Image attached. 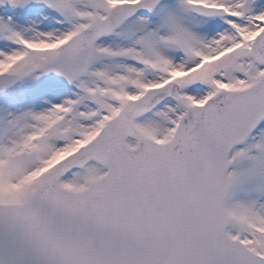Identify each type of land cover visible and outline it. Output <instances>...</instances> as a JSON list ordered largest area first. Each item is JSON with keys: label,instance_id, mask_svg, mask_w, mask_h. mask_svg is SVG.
<instances>
[{"label": "snow or ice", "instance_id": "obj_1", "mask_svg": "<svg viewBox=\"0 0 264 264\" xmlns=\"http://www.w3.org/2000/svg\"><path fill=\"white\" fill-rule=\"evenodd\" d=\"M0 264H264V0H0Z\"/></svg>", "mask_w": 264, "mask_h": 264}]
</instances>
